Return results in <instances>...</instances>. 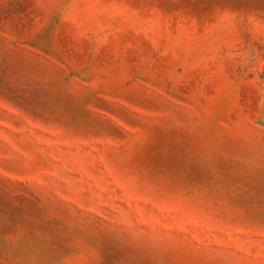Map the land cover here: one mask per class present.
Listing matches in <instances>:
<instances>
[{
  "label": "rangeland",
  "instance_id": "374dc122",
  "mask_svg": "<svg viewBox=\"0 0 264 264\" xmlns=\"http://www.w3.org/2000/svg\"><path fill=\"white\" fill-rule=\"evenodd\" d=\"M0 264H264V0H0Z\"/></svg>",
  "mask_w": 264,
  "mask_h": 264
}]
</instances>
